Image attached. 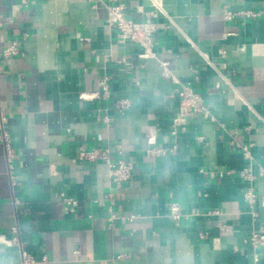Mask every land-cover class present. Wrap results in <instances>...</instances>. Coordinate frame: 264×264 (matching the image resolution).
<instances>
[{
	"label": "crops",
	"instance_id": "0c3cea01",
	"mask_svg": "<svg viewBox=\"0 0 264 264\" xmlns=\"http://www.w3.org/2000/svg\"><path fill=\"white\" fill-rule=\"evenodd\" d=\"M102 1L0 0V50L27 36L18 55L0 58L16 152L10 177L0 144V235L17 237L32 264H264V246L246 241L264 234V0H123L128 18L159 26L154 58L106 25ZM159 61L214 121L194 115L171 134L177 87ZM103 78L105 99L95 96ZM120 97L131 100L123 112ZM232 131L250 159L230 145ZM114 144L113 157L132 165L121 187L102 161L79 158ZM154 145L174 152L146 155ZM61 192L77 199L74 211ZM171 201L188 216L170 218ZM0 264H21L19 248L0 243Z\"/></svg>",
	"mask_w": 264,
	"mask_h": 264
},
{
	"label": "built area",
	"instance_id": "2783aa9c",
	"mask_svg": "<svg viewBox=\"0 0 264 264\" xmlns=\"http://www.w3.org/2000/svg\"><path fill=\"white\" fill-rule=\"evenodd\" d=\"M28 0H22V3L26 4ZM106 11L107 16L105 19L106 25L115 30L117 37L123 40H129L134 44L142 48V52L139 54L140 58H154L155 54L153 47L156 41V35L159 32V26L156 22L146 20L136 22L128 18L125 14V5L123 0H104L102 1ZM246 15L253 16L255 13L251 11H246ZM27 38L26 34H23L22 40ZM22 40H11L7 46L0 50V58H8L16 56L20 53L22 47ZM83 40H88L83 38ZM160 67L165 72V76L169 77L172 84L177 87V110L172 119V130L171 134H175L178 129L183 130L187 120L194 116L199 115L203 119H209L214 121V116L211 114V109L209 105L205 102L204 97L195 89L193 85L188 82H181L176 76L168 71V62L159 61ZM97 98H107L109 96L108 83L105 78L100 80L99 89L95 93ZM118 111L123 112L130 108L131 100L129 98L120 97L117 99ZM6 114L0 107V144L5 152V159L8 168V172L11 176L13 169V162L16 159V152L12 145L10 134L5 127ZM103 123L106 126L110 125V119L107 116L102 118ZM231 139L229 141L230 145L239 147L242 151V155L246 159L251 158L250 147L251 144H244L238 141L237 133L232 131ZM145 154L148 156H161L168 152H174V147L165 148L161 146H148L145 148ZM113 152L122 154V149L120 144H114L111 148L109 146L103 147H93L86 150H81L79 152V158L88 162L102 161L107 165L109 176L111 181L116 187H121L125 182H127L132 175V165L130 162L126 161L124 158H114ZM244 178L253 177V168L248 167L244 172L241 173ZM258 176L264 179V168H258ZM59 198L66 205L69 211H74L77 204V199L73 196L66 195L61 192ZM244 199L246 204L255 216L254 205L256 203V195L253 192L252 187H248L244 192ZM109 225L112 226V221L115 218L111 210H109ZM168 216L173 220H181L186 218L188 214L182 211L181 206L176 201H171L169 203ZM133 216H130V218ZM15 233L16 228H12ZM253 247H263L264 246V234L259 231H252L249 238L246 239ZM0 243L6 246L15 245L19 248V254L21 258V264H32L34 262V257L23 247V243L17 238L6 239L4 236L0 235ZM125 254L119 255L118 257H125ZM254 264H258V258L255 256Z\"/></svg>",
	"mask_w": 264,
	"mask_h": 264
}]
</instances>
